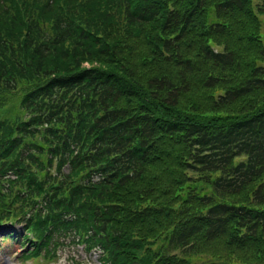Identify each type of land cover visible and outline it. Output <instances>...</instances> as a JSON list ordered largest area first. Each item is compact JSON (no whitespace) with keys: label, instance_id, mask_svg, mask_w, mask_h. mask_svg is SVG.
I'll use <instances>...</instances> for the list:
<instances>
[{"label":"trees","instance_id":"trees-1","mask_svg":"<svg viewBox=\"0 0 264 264\" xmlns=\"http://www.w3.org/2000/svg\"><path fill=\"white\" fill-rule=\"evenodd\" d=\"M261 17L0 0V243L43 264L70 243L103 264H264Z\"/></svg>","mask_w":264,"mask_h":264},{"label":"rangeland","instance_id":"rangeland-1","mask_svg":"<svg viewBox=\"0 0 264 264\" xmlns=\"http://www.w3.org/2000/svg\"><path fill=\"white\" fill-rule=\"evenodd\" d=\"M262 20V30L264 31V17H261ZM84 66H88V64H84ZM12 106H7L3 111L2 115L9 116V110ZM18 228H12L11 230L17 231ZM5 229L0 230V237L1 232H4ZM19 231V230H18ZM1 239V238H0ZM21 252V247L18 244H5L0 243V264H41V262H35L32 260L22 261L19 257ZM100 252L99 250H93L91 253H86L82 249L80 245L77 244H66L58 250V260L55 263L51 264H73L74 261L78 262V264H103V262L99 258ZM192 260L194 262H202V257H193Z\"/></svg>","mask_w":264,"mask_h":264}]
</instances>
